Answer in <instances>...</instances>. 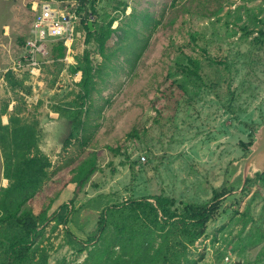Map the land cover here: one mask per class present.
I'll return each instance as SVG.
<instances>
[{"label": "rangeland", "instance_id": "374dc122", "mask_svg": "<svg viewBox=\"0 0 264 264\" xmlns=\"http://www.w3.org/2000/svg\"><path fill=\"white\" fill-rule=\"evenodd\" d=\"M1 1L0 219L20 194L37 191L25 205L40 232L28 264H85L93 244L120 254L112 233L87 241L107 207L163 194L181 208L207 202L226 182L239 187L246 157L240 144L250 139L245 124L264 123V0H96L93 20L114 19L115 32L100 52L93 40L86 42L84 26L78 28L82 38L74 42L71 65L88 52L101 73L94 72L97 85L85 106L93 135L84 147L77 139L66 148L71 123L59 116L78 107L82 73L68 67L66 54L58 76L57 63L40 77L15 70L34 18L32 0ZM146 14L152 35L134 61L127 44L136 32L142 39L147 34ZM188 55L200 61L199 77L186 72ZM24 154L41 160L46 177L39 189L32 176L27 189L14 192L6 176L22 177L17 166ZM87 173L83 185L72 183ZM62 203L71 208V235L52 217ZM224 210L190 246L187 264H264V180L234 192ZM8 232L0 222V264L7 261Z\"/></svg>", "mask_w": 264, "mask_h": 264}, {"label": "trees", "instance_id": "16d2710c", "mask_svg": "<svg viewBox=\"0 0 264 264\" xmlns=\"http://www.w3.org/2000/svg\"><path fill=\"white\" fill-rule=\"evenodd\" d=\"M79 1L81 2L80 13L83 14L81 24L84 26L86 42L90 43L93 40L98 45L100 52H103L107 41L115 32V29L112 28L114 19L102 24L93 20L94 29L91 31L87 24V16L90 13L95 14L97 1ZM143 21L147 34L142 39L136 32L133 41H129L127 44L128 51L132 54L134 61L141 57L152 35V33L148 34L151 22L150 15L146 14ZM192 39L195 40V37L192 36ZM53 45L52 55L54 62L52 64L57 63L59 66L56 72V76H58L65 66L63 65L64 62H60L59 59L65 56L66 47L62 41ZM132 46L135 47V52L131 50ZM187 60L189 67L186 68V72L190 71L199 77L200 61L190 55L187 56ZM213 61L218 64L221 63ZM68 67L72 68L74 73L81 72L82 78L80 80L81 91L78 96V101H80L78 107L69 110L65 114L61 112L59 116L71 123L70 133L68 138L64 140L63 147L66 148L68 145H72L77 139H79V146L84 147L89 143L88 141L93 135V132L90 131L93 130V127L89 119L85 120L87 116L89 117L85 106L88 101L91 103L95 86L97 85L94 72L99 76L101 70L99 68L93 70L88 52H85L83 61L77 67L72 65ZM245 125L250 129V139L240 145L247 156L250 152V146L253 144L255 132L262 124L258 127L249 124ZM79 134L80 138H75ZM115 151L118 153L120 150L117 149ZM44 166L37 156L24 154L17 166L18 173L22 177L15 178L8 174L6 176L12 181L11 189L14 192L22 190L24 186L27 189L28 182H25V180L32 176L37 177L35 188L39 189L46 177ZM47 166H50L49 162H47ZM5 167V170H7L8 166L6 165ZM87 167L89 168V173L92 174L94 172L93 163L88 162ZM89 173L85 174V179L77 178L72 183H77L78 186L83 185L84 181L88 179ZM263 180L264 173H258L254 178H248L239 194L245 193L249 186ZM235 185L234 183L226 182L212 190V196L207 202L181 203V208L177 207V202L174 198L163 194L153 197L135 198L119 205L107 207L100 213L96 229L88 237L87 241L93 242L112 233V246L115 248L118 245L121 252L115 255L114 250L109 251V244H93L92 249L88 250L85 264H187L191 261L189 258L190 246L195 245L199 239L205 236L209 223L219 213L225 211L224 207L227 205L229 196L238 191L241 183L237 189H235ZM8 191L13 192L10 189ZM36 192L34 190L31 194H20L21 198L17 202L16 208L0 219L1 224L8 228V233L11 236L6 250L8 255L6 264L29 263L32 242L39 236L40 232L38 230L39 219L33 215L31 208H25V205ZM60 197L62 198V195ZM20 208H23V210H20ZM70 214L69 203H62L52 213V217H56L57 222L66 227L65 229L69 235L71 233L67 228V223L69 222ZM84 243L87 242H83V245L80 246L81 251L88 249Z\"/></svg>", "mask_w": 264, "mask_h": 264}, {"label": "built area", "instance_id": "2783aa9c", "mask_svg": "<svg viewBox=\"0 0 264 264\" xmlns=\"http://www.w3.org/2000/svg\"><path fill=\"white\" fill-rule=\"evenodd\" d=\"M80 7L79 0H32L31 9L34 18L31 36L25 43V50L15 63V70L23 68L33 77L42 76L44 67L54 62L50 58L49 46L60 41L66 47L64 62L68 66L75 64L70 54L73 52L75 40L78 37L82 38V32L78 30L83 17ZM89 20H93L91 13L87 16V21ZM145 159L142 156L141 160L145 161Z\"/></svg>", "mask_w": 264, "mask_h": 264}, {"label": "water", "instance_id": "95a60500", "mask_svg": "<svg viewBox=\"0 0 264 264\" xmlns=\"http://www.w3.org/2000/svg\"><path fill=\"white\" fill-rule=\"evenodd\" d=\"M89 29H94L93 22L89 21ZM241 175V186L237 192H241L248 178H254L258 173H264V123L257 129L254 135L253 144L250 146L249 154L244 157L241 165V170H238Z\"/></svg>", "mask_w": 264, "mask_h": 264}, {"label": "crops", "instance_id": "0c3cea01", "mask_svg": "<svg viewBox=\"0 0 264 264\" xmlns=\"http://www.w3.org/2000/svg\"><path fill=\"white\" fill-rule=\"evenodd\" d=\"M15 1H16V0H15ZM22 1H24V3H28L27 0H22ZM97 1H98V0H97ZM0 2H2V1L0 0ZM31 25H32V24H31ZM31 25H30V26H31ZM30 36H31V29L29 30V37H30ZM29 37H28V38H29ZM26 41H27V40H26ZM24 44H25V42H24ZM23 50H25V45H24L23 49L21 50V54L23 53V52H22ZM56 121H58V120H56ZM56 121H55V122H56Z\"/></svg>", "mask_w": 264, "mask_h": 264}, {"label": "bare ground", "instance_id": "6f19581e", "mask_svg": "<svg viewBox=\"0 0 264 264\" xmlns=\"http://www.w3.org/2000/svg\"><path fill=\"white\" fill-rule=\"evenodd\" d=\"M60 43V42H59Z\"/></svg>", "mask_w": 264, "mask_h": 264}]
</instances>
